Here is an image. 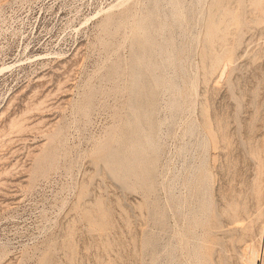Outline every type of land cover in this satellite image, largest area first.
Returning <instances> with one entry per match:
<instances>
[{
	"label": "rangeland",
	"instance_id": "rangeland-1",
	"mask_svg": "<svg viewBox=\"0 0 264 264\" xmlns=\"http://www.w3.org/2000/svg\"><path fill=\"white\" fill-rule=\"evenodd\" d=\"M77 1L1 9L0 65L30 63L0 76V264H264V0H136L69 35Z\"/></svg>",
	"mask_w": 264,
	"mask_h": 264
},
{
	"label": "bare ground",
	"instance_id": "bare-ground-1",
	"mask_svg": "<svg viewBox=\"0 0 264 264\" xmlns=\"http://www.w3.org/2000/svg\"><path fill=\"white\" fill-rule=\"evenodd\" d=\"M18 1H20L22 8H24V6H27V8H32L35 3L39 2V1H43L44 2L45 0H18ZM135 1L136 0H116V2L110 3L108 6L103 7L100 10L97 9L95 12H93V14L91 13L89 15H86V14H83V11H84L85 7L89 6L88 5V2H85V0H78L76 2V4L70 9V12H69V14H68V16L66 18V24H65L66 26L65 27L67 28V30L68 29H71L69 35H71V34H74V35L79 34L80 31L83 29V27L86 26V25H88L90 23V21L92 20V18L96 15V19H98V20L100 19V21L98 22V23H100V27L106 26V29H109V28H111V26H113V23H114V20H115V17L116 16H119V15L122 16V15L128 13L132 8H135V6H136ZM260 1L261 0H251V3L253 5H255V6H259ZM4 2H9V0H0V15H1V12H2L1 9L3 8L2 6H3ZM78 2H83V3H78ZM173 4L174 5L175 4L177 5V8L175 9V12H174V17L177 18V17H179L182 14V9H181V6H180V3L179 2H174ZM214 6L217 9V11L220 12L222 9L225 8L224 0H217L214 3ZM48 8L50 10V7H48ZM17 9H19V8H17ZM135 10H136V8H135ZM136 16H137V12L135 11L132 14L131 17H132V19H136ZM4 21H5V19H4ZM21 21L22 22L18 23L16 17H11V20L8 23V25L6 26V30H4V31H6V32L7 31L8 32L11 31V33L14 34V35H19V34L20 35H23L25 32H23L22 30L23 29H26V27H28V26L27 25H24L25 24L24 23V20H21ZM74 22H78L79 25L76 24V23H75L76 24L75 25ZM216 22L217 21H215V20H212L211 21V29H210V32H211L212 35L216 33L217 28H218V24ZM31 26H33V25L31 24ZM133 27L135 29L139 30V33L135 35V38H136V36L139 37V39H138L139 46L142 47L143 49L150 48L153 45V43L151 41V38L148 35L149 28L147 27V25L146 24L143 25L142 23H137V21H136V23L133 24ZM134 28H131V29L133 30ZM163 29H167V23H165L162 26V30ZM220 31H222V30L220 29ZM223 31H224V29H223ZM29 47H30V45L29 44H26L25 50L28 49ZM160 50L163 53L165 52L164 48H162V47H160ZM57 54H59V53H57ZM54 56H56V55H54ZM147 56H148V53L144 52L143 53V57L142 56H138L137 57L138 59H137L136 62L139 63V64H141L143 62L144 58L147 57ZM36 58H34V59H36ZM30 59H31V57H28V60H30ZM39 60H46V59L40 58ZM174 60L172 58L171 61L173 62ZM29 63L28 62L25 63V61L22 60V59L17 60L16 62H13V63H3L2 65H0V76L4 72H11V71H13V69L15 70V68L22 67L23 65L29 64ZM170 64L172 65V63H170ZM223 72H225V70H223ZM141 76H143V73H141ZM141 76H139V75L136 76V78H135L136 83H138L139 81H141ZM155 80H156V82H161V80L159 78H157ZM136 88L137 89H142L141 87H138L137 85H136ZM140 97H142V96L139 94L138 95V98H140ZM135 114H136L135 115L136 117H145L146 119H147V117L149 115V113H147V114L146 113H144V114L135 113ZM136 122H137V124H142L143 119H138ZM131 125H132V123H129L128 122L124 127H130ZM124 136H125V138L123 139ZM147 137H148L147 139H149L151 137V135L150 136H147ZM111 138H113L112 141H115V142L119 143L120 144V147L115 148V150H113L111 152V154L106 157L107 164H108V167L114 172V174L119 175V173H121V171L123 170V168L125 166L120 161L121 156H122V154L120 152H121V148H122L121 145H123V143H125L126 134H125L124 131H121L120 133L111 136ZM52 142H54V141H52ZM125 146L126 145H123V147H125ZM130 147L131 148L133 147L132 144H130ZM131 148L129 149L128 152L132 151ZM47 157H48V154L47 155H44V156H42V154L39 155L38 156V162L40 160L41 161L42 160L44 161V159H47ZM111 158L113 159V161H111ZM238 218L239 217L237 215L234 217V219H236V220ZM237 224H240V223H237ZM263 231L264 230L261 227L260 228V234L261 235L263 234ZM250 248H251V254H250V257H249V263L250 264H261L259 250L256 249L255 247H251V246H250Z\"/></svg>",
	"mask_w": 264,
	"mask_h": 264
}]
</instances>
